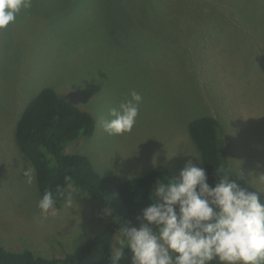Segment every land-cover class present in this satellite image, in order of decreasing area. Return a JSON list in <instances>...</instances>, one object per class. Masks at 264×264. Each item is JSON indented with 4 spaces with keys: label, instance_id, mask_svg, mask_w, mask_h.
<instances>
[{
    "label": "rangeland",
    "instance_id": "374dc122",
    "mask_svg": "<svg viewBox=\"0 0 264 264\" xmlns=\"http://www.w3.org/2000/svg\"><path fill=\"white\" fill-rule=\"evenodd\" d=\"M44 88L96 123L92 137L70 142L65 153L124 180L158 166L178 180L189 159L203 167L189 124L217 119L230 169L264 202L257 179L264 174V0H31L0 31V244L51 258L81 246L100 225L76 188V206L63 202L42 217L36 173L31 185L23 176L33 166L17 146L16 126ZM131 90L142 96L136 123L110 136L109 109Z\"/></svg>",
    "mask_w": 264,
    "mask_h": 264
},
{
    "label": "clouds",
    "instance_id": "9594fccd",
    "mask_svg": "<svg viewBox=\"0 0 264 264\" xmlns=\"http://www.w3.org/2000/svg\"><path fill=\"white\" fill-rule=\"evenodd\" d=\"M30 7L31 0H0V31ZM141 103L142 96L131 90L109 109L104 131L110 136L130 133ZM23 176L31 185L35 169L26 167ZM231 177L226 173L209 186L205 169L189 159L178 180L157 182L152 203L138 217L139 227L121 225L118 246L111 248L112 264H117L126 248L132 254L131 264H211L214 260L219 264H264L262 193L241 188ZM65 179L57 194L64 198V207L71 209L76 189L71 177ZM257 179L264 183V174ZM55 203L53 191L46 190L37 203L41 216L54 210Z\"/></svg>",
    "mask_w": 264,
    "mask_h": 264
},
{
    "label": "trees",
    "instance_id": "16d2710c",
    "mask_svg": "<svg viewBox=\"0 0 264 264\" xmlns=\"http://www.w3.org/2000/svg\"><path fill=\"white\" fill-rule=\"evenodd\" d=\"M95 128L89 112L61 99L51 88L40 91L25 108L15 139L35 169L37 192L42 197L46 190L53 191L55 207L60 208L64 198L57 194V187H64L65 178L71 177V183L80 191L77 198L92 205V222L101 228L91 237L86 234L84 237L90 238L81 246L74 245L63 257L47 258L27 249L13 252L0 244V264H112L111 248L114 242L118 246L121 225L138 228V217L152 203L151 192L157 182L174 179L167 167L158 166L145 176L124 180L112 171L98 173L87 156L65 153L70 142L92 137ZM189 134L200 151L209 186L227 173L242 188L229 167L219 121L210 116L197 118L189 124ZM131 256V251L124 249L117 264H131Z\"/></svg>",
    "mask_w": 264,
    "mask_h": 264
}]
</instances>
